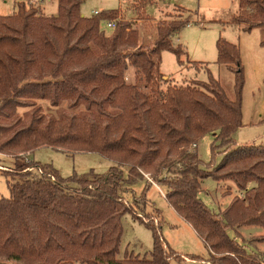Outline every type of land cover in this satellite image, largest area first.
<instances>
[{
  "label": "trees",
  "instance_id": "1",
  "mask_svg": "<svg viewBox=\"0 0 264 264\" xmlns=\"http://www.w3.org/2000/svg\"><path fill=\"white\" fill-rule=\"evenodd\" d=\"M57 1L56 15L24 1L0 15V152L18 159L48 146L97 152L116 165L66 178L36 162L42 173H8L10 196L0 198V264H173L179 253L161 226L135 217L123 196L145 174L167 187L166 200L205 241L209 261L264 264V255L249 253L229 234L242 225L264 227V144L239 145L232 137L243 125L238 45L217 41V62L235 72L232 99L211 73L208 82L178 85L161 72L165 50L183 63L185 49L172 38L189 20L159 21L146 42L137 26L149 19L142 14L126 20L113 9L86 16L84 0ZM239 1L232 22L245 24V31L264 27V0ZM102 20H115L114 31L101 29ZM129 69L133 82L126 79ZM42 102L67 103L68 110L57 115ZM208 133L225 148L212 170L194 149ZM209 177L233 180L244 197L235 196L222 213L212 211L200 197ZM125 214L152 230L150 258H118Z\"/></svg>",
  "mask_w": 264,
  "mask_h": 264
},
{
  "label": "rangeland",
  "instance_id": "2",
  "mask_svg": "<svg viewBox=\"0 0 264 264\" xmlns=\"http://www.w3.org/2000/svg\"><path fill=\"white\" fill-rule=\"evenodd\" d=\"M23 1L28 5L40 7L46 15L58 13L57 0H0V15L13 14L16 11V4ZM113 9L119 10V17L122 19L134 20L138 14L149 18L137 23L141 37L146 42L152 41L155 37L159 21L177 18L190 21L172 38L175 46L180 45L185 49L183 63H180L171 51L165 50L161 55V71L164 77L168 74L172 78L169 82L173 84L186 85L193 83L194 80L208 82L211 73L233 99L235 72L229 66L217 62V41L222 37L237 44L245 76L243 125L232 137L239 145L264 144V46L261 44L264 27L245 31L243 29L245 24L232 22V17L240 11L239 0H84L82 4V11L90 16L94 10ZM107 21L102 20L101 29L111 33L114 29L107 25ZM126 79L129 82L134 81L132 69L127 71ZM167 85L161 83L162 90H165ZM42 105L45 110L57 115L62 110H68L67 103H63L60 108H52L48 102H42ZM213 144L216 145L214 154ZM194 149L197 150L204 162L203 167L207 170L219 165L224 157L225 148L213 133L200 138ZM35 162L52 165L65 178L91 170L106 173L116 165L97 152L73 153L48 146L38 148L28 156L18 159L0 152V198L10 196L8 173L26 171L29 166H34ZM123 170L125 174L128 173L127 167ZM149 176L153 181L145 177L123 193L125 202L133 210V215L153 222L157 228L161 226L163 239L179 253L172 258L173 264H214L213 261H209L210 250L205 241L166 200L167 187ZM237 195L244 197V193L237 188L233 180L216 181L212 177L203 181L200 193L205 204L216 213L224 212ZM122 224L124 232L118 258L125 257L126 253L150 258L154 246L152 230L131 214L123 216ZM229 234L240 244L245 245L249 253L264 255V227L242 225L229 229ZM74 264L86 263L76 261Z\"/></svg>",
  "mask_w": 264,
  "mask_h": 264
},
{
  "label": "built area",
  "instance_id": "3",
  "mask_svg": "<svg viewBox=\"0 0 264 264\" xmlns=\"http://www.w3.org/2000/svg\"><path fill=\"white\" fill-rule=\"evenodd\" d=\"M42 1V0H41ZM98 13V11H95L94 12V14H97ZM107 25L110 27V28H115L116 27V25H117V23H116V21L115 20H108L107 21ZM38 171V172H40V173H42V169L40 168V167H38V166H36V165H34V166H29L27 169H26V171ZM145 177H147L149 180H151V178H150V176L149 175H147V174H145ZM151 181H153V180H151ZM165 195V194H164Z\"/></svg>",
  "mask_w": 264,
  "mask_h": 264
},
{
  "label": "crops",
  "instance_id": "4",
  "mask_svg": "<svg viewBox=\"0 0 264 264\" xmlns=\"http://www.w3.org/2000/svg\"><path fill=\"white\" fill-rule=\"evenodd\" d=\"M43 1H44V0H43ZM42 3H43V2H42ZM95 11H98V10H94V11H93V14H94ZM98 12H99V11H98ZM82 13H83L84 15H86V16H90V15H87V14H86L85 12H83V11H82ZM161 64H162V62H161ZM182 66H183V65H182ZM185 66H186V65H185ZM160 70H161V65H160ZM161 72H162V71H161ZM162 73H163V72H162ZM163 74H164V73H163ZM165 78H166V79H172V78H170V77L168 76V74H166ZM26 156H28V155H26Z\"/></svg>",
  "mask_w": 264,
  "mask_h": 264
}]
</instances>
